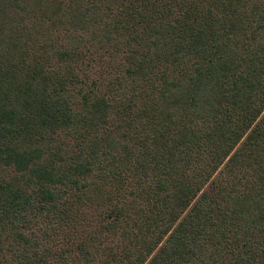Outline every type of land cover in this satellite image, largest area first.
<instances>
[{"label":"trees","instance_id":"obj_1","mask_svg":"<svg viewBox=\"0 0 264 264\" xmlns=\"http://www.w3.org/2000/svg\"><path fill=\"white\" fill-rule=\"evenodd\" d=\"M0 264H264V0H0Z\"/></svg>","mask_w":264,"mask_h":264}]
</instances>
